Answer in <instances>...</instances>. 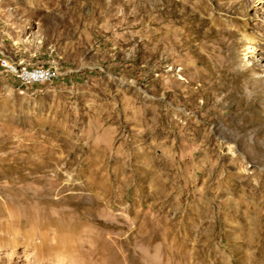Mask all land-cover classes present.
Returning a JSON list of instances; mask_svg holds the SVG:
<instances>
[{
    "label": "rangeland",
    "instance_id": "374dc122",
    "mask_svg": "<svg viewBox=\"0 0 264 264\" xmlns=\"http://www.w3.org/2000/svg\"><path fill=\"white\" fill-rule=\"evenodd\" d=\"M0 264H264V0H0Z\"/></svg>",
    "mask_w": 264,
    "mask_h": 264
},
{
    "label": "bare ground",
    "instance_id": "6f19581e",
    "mask_svg": "<svg viewBox=\"0 0 264 264\" xmlns=\"http://www.w3.org/2000/svg\"><path fill=\"white\" fill-rule=\"evenodd\" d=\"M6 63H12V64H6ZM40 71H51V67H44L42 65L30 64L27 62H19L0 51V77L1 76L12 77L13 79L21 83L23 86L27 87V82L25 77H22V72L32 73V72H40ZM57 76H58V72L55 69L53 78H42L38 80H31L29 82L28 88L33 86L43 85L45 83H50L53 80H55Z\"/></svg>",
    "mask_w": 264,
    "mask_h": 264
},
{
    "label": "built area",
    "instance_id": "2783aa9c",
    "mask_svg": "<svg viewBox=\"0 0 264 264\" xmlns=\"http://www.w3.org/2000/svg\"><path fill=\"white\" fill-rule=\"evenodd\" d=\"M6 64H12V63H6ZM54 70L55 68L51 67V71H40V72H32V73L22 72V77H25L26 82H27V88H28L29 82L31 80H38L42 78H53Z\"/></svg>",
    "mask_w": 264,
    "mask_h": 264
}]
</instances>
